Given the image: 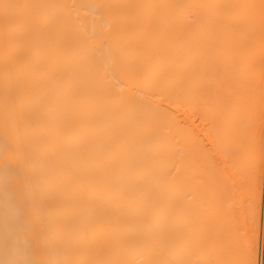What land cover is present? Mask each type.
Instances as JSON below:
<instances>
[{
  "label": "bare ground",
  "instance_id": "6f19581e",
  "mask_svg": "<svg viewBox=\"0 0 264 264\" xmlns=\"http://www.w3.org/2000/svg\"><path fill=\"white\" fill-rule=\"evenodd\" d=\"M262 158L264 0H0V264H255Z\"/></svg>",
  "mask_w": 264,
  "mask_h": 264
},
{
  "label": "rangeland",
  "instance_id": "374dc122",
  "mask_svg": "<svg viewBox=\"0 0 264 264\" xmlns=\"http://www.w3.org/2000/svg\"><path fill=\"white\" fill-rule=\"evenodd\" d=\"M254 82L251 81V83ZM250 91H254L253 83ZM182 121L184 117L180 118ZM192 126H197L198 121L194 117L190 119L189 122ZM264 159V158H262ZM235 201L233 205V217L238 227L239 232L242 235L246 234L248 225V212H249V198L247 193V184L241 185L240 190L235 194ZM259 214L257 221V241H256V262L255 264H264V160H262V170H261V183H260V202H259Z\"/></svg>",
  "mask_w": 264,
  "mask_h": 264
}]
</instances>
